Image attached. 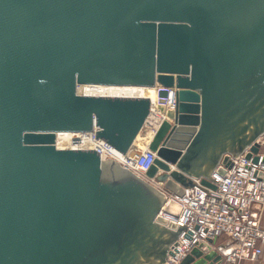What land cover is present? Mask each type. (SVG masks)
I'll list each match as a JSON object with an SVG mask.
<instances>
[{
	"label": "water",
	"instance_id": "obj_1",
	"mask_svg": "<svg viewBox=\"0 0 264 264\" xmlns=\"http://www.w3.org/2000/svg\"><path fill=\"white\" fill-rule=\"evenodd\" d=\"M84 84L160 85L169 121L144 176L177 195L192 178L214 188L231 155L260 150L264 0H0V264H163L186 228L158 215L166 193L139 175L55 146L56 132L95 120L96 138L126 154L151 115L148 97ZM218 258L201 242L181 264Z\"/></svg>",
	"mask_w": 264,
	"mask_h": 264
},
{
	"label": "built area",
	"instance_id": "obj_2",
	"mask_svg": "<svg viewBox=\"0 0 264 264\" xmlns=\"http://www.w3.org/2000/svg\"><path fill=\"white\" fill-rule=\"evenodd\" d=\"M156 87V93L160 89ZM168 92L163 105L166 110L175 108V87H166ZM156 94V106L158 105ZM150 106V114L155 112ZM162 113V112H161ZM162 119L166 113H162ZM161 119V120H162ZM147 125V123H145ZM149 127L155 132L152 124ZM95 120L92 130L82 133L91 135L94 149L99 152L103 161H114V148L105 141L96 138L98 130ZM256 142L260 150L252 154L250 158L246 154L251 150L247 146L237 156L231 155L230 165L224 166L226 171L218 174L215 170L208 181L213 187L201 183V178H192V184L185 187L183 195L161 189L166 196L163 207L174 201L180 206V212L173 216L164 212L163 207L158 215L168 220H175L177 225H186L181 229L176 242L169 245L168 253L163 264H181L190 250L201 242L208 243L219 255L216 264H254L264 252V226L261 223V214L264 207V132ZM143 148L134 151V155L128 152L125 155L122 167H125L139 176L152 165L156 152L151 150L148 143ZM257 155L255 161L253 156ZM222 239L216 245L215 241Z\"/></svg>",
	"mask_w": 264,
	"mask_h": 264
},
{
	"label": "bare ground",
	"instance_id": "obj_3",
	"mask_svg": "<svg viewBox=\"0 0 264 264\" xmlns=\"http://www.w3.org/2000/svg\"><path fill=\"white\" fill-rule=\"evenodd\" d=\"M159 85H156V87ZM156 87H144V86H126V85H97V84H84L79 85L77 88L78 93L80 94H91V95H121L122 96H142L150 98L151 108L154 109L156 106ZM162 113L155 108V112L149 115L146 120L147 125L152 124L155 128L159 126L162 119ZM164 119H169L164 117ZM171 122V121H170ZM147 125H144L147 126ZM143 127V128H144ZM142 128V129H143ZM157 129V128H156ZM141 132V131H140ZM139 132V133H140ZM137 134L133 150L128 151L130 155H134V151L143 148L146 146V143H149L151 139L146 142L140 140V134ZM91 135L88 133H82L79 131H59L55 133V146L57 148H89L93 146ZM143 142V143H142ZM142 143V145L140 144ZM125 155L116 149L113 152V160L117 164H122ZM145 181L153 185L154 187L161 189V184L153 178H147L145 176H140Z\"/></svg>",
	"mask_w": 264,
	"mask_h": 264
},
{
	"label": "crops",
	"instance_id": "obj_4",
	"mask_svg": "<svg viewBox=\"0 0 264 264\" xmlns=\"http://www.w3.org/2000/svg\"><path fill=\"white\" fill-rule=\"evenodd\" d=\"M261 223H262V225L264 226V207H263V209H262V214H261ZM221 240H222V239H219V240L215 241L214 244L216 245V244L219 243ZM217 255H218V254H217ZM218 257H219V255H218ZM218 261H219V258L216 259V260L213 262V264L218 263ZM194 263H196V262H194ZM204 264H209V259H206L205 262H204ZM254 264H264V252H263V254L259 257V259H258L257 261L254 262Z\"/></svg>",
	"mask_w": 264,
	"mask_h": 264
},
{
	"label": "rangeland",
	"instance_id": "obj_5",
	"mask_svg": "<svg viewBox=\"0 0 264 264\" xmlns=\"http://www.w3.org/2000/svg\"><path fill=\"white\" fill-rule=\"evenodd\" d=\"M139 134H140V137H139L140 140L143 142H146L152 138L153 130L149 127V125H147L141 130V132ZM142 143H140V144L142 145ZM262 149L264 150L263 147H262Z\"/></svg>",
	"mask_w": 264,
	"mask_h": 264
}]
</instances>
